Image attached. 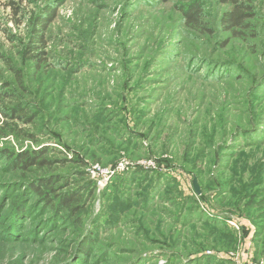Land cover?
I'll return each mask as SVG.
<instances>
[{"label": "rangeland", "instance_id": "rangeland-1", "mask_svg": "<svg viewBox=\"0 0 264 264\" xmlns=\"http://www.w3.org/2000/svg\"><path fill=\"white\" fill-rule=\"evenodd\" d=\"M202 1L0 0V264H264V0L240 38Z\"/></svg>", "mask_w": 264, "mask_h": 264}, {"label": "trees", "instance_id": "trees-1", "mask_svg": "<svg viewBox=\"0 0 264 264\" xmlns=\"http://www.w3.org/2000/svg\"><path fill=\"white\" fill-rule=\"evenodd\" d=\"M162 3L167 4L172 0H160ZM182 5L178 6V10L183 16L184 22L189 26L203 27L205 24L204 4L202 0H181ZM223 5L229 7V10L224 14L221 19L223 28L233 34L235 37L240 38L244 36V33L249 30L250 22L256 16V9L252 0H219ZM57 11L47 10V12L39 16L34 22L35 37L38 39L37 44L39 46H45V38L50 26L57 19ZM38 49L34 48L35 52ZM42 55V54H39ZM38 55L33 54V58H37ZM6 95L7 94H2ZM20 114L25 112L24 108H20ZM17 115L16 118H27L26 115ZM30 121V118H28ZM42 153H36V155H29L24 152L18 158L15 168L19 166L23 170H28L31 167H46L51 163L45 159H42ZM54 180H42L39 187L35 188L41 198H44L49 204L56 203L57 208L62 209L68 215L72 216L73 221L77 225H81L82 214L86 208V190L81 187L71 190L64 194H58L53 188L55 186ZM43 188L44 190H40ZM55 193L54 196L51 194Z\"/></svg>", "mask_w": 264, "mask_h": 264}, {"label": "built area", "instance_id": "built-area-1", "mask_svg": "<svg viewBox=\"0 0 264 264\" xmlns=\"http://www.w3.org/2000/svg\"><path fill=\"white\" fill-rule=\"evenodd\" d=\"M126 166H127V165H126L125 163H121V164L117 167V169H118V170H124V169L127 168ZM93 168H94V173L99 172V173L106 174V175H108L109 173H111L110 170L102 169V168L99 167L98 165L95 166V167H93Z\"/></svg>", "mask_w": 264, "mask_h": 264}, {"label": "water", "instance_id": "water-1", "mask_svg": "<svg viewBox=\"0 0 264 264\" xmlns=\"http://www.w3.org/2000/svg\"><path fill=\"white\" fill-rule=\"evenodd\" d=\"M194 189L197 194H200V188L196 180L194 181Z\"/></svg>", "mask_w": 264, "mask_h": 264}]
</instances>
